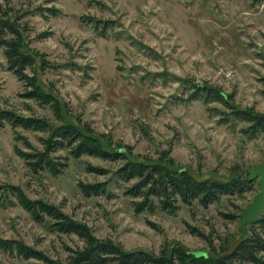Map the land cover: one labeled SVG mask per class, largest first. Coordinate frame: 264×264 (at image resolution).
I'll list each match as a JSON object with an SVG mask.
<instances>
[{
  "label": "rangeland",
  "instance_id": "obj_1",
  "mask_svg": "<svg viewBox=\"0 0 264 264\" xmlns=\"http://www.w3.org/2000/svg\"><path fill=\"white\" fill-rule=\"evenodd\" d=\"M2 20L17 29L8 37L33 56L25 72L42 96H29L32 87L9 68L0 46V111L49 126L0 122V237L55 262L85 246L50 217L36 220L7 190L17 185L29 199L85 224L96 239L167 264H178L177 249L215 256L236 245L243 214L261 189L258 179L247 192L208 206L179 197L170 210L152 197V207L141 209L143 198L127 193L137 179L124 181L117 171L138 161L195 180H229L264 162V132L252 133L229 105L202 94L217 88L236 108L264 115V0H0ZM65 124L124 149L126 158L75 157L66 146L50 152L58 171L34 168L26 154L44 151L49 129ZM97 183L106 191L83 190ZM0 264L46 263L0 248Z\"/></svg>",
  "mask_w": 264,
  "mask_h": 264
},
{
  "label": "trees",
  "instance_id": "obj_2",
  "mask_svg": "<svg viewBox=\"0 0 264 264\" xmlns=\"http://www.w3.org/2000/svg\"><path fill=\"white\" fill-rule=\"evenodd\" d=\"M8 34L17 35V29L10 21H0V46L5 48L4 52L9 62V68L32 87L29 96L40 98L42 95L35 80L25 72L33 63V56L22 49L17 39L8 37ZM202 94L207 99L212 98L226 106L229 105L228 108L231 109L234 119L249 122L252 133L264 132L263 114L236 108L229 103L224 92L214 87L204 88ZM3 119L9 120L14 126L21 125L39 130H44L49 126L42 119L25 117L6 110L0 111V122ZM49 131H51V135L45 140V150L26 154L33 160L29 163L34 168L47 166L53 171H58V163L50 157V152L66 146H71V152L75 157L90 154L103 159L126 158L124 149L112 150L104 147L84 135L73 125L65 124L50 128ZM92 169L104 172V169L99 167H92ZM117 174L119 178L127 182L137 179L128 187L127 193L143 198L138 205L141 209L145 205L152 207V197L158 198L162 207L170 210L175 208L174 203L179 197L185 203L199 199L203 206H208L223 195L243 194L253 186V180H249L246 173L229 180H195L183 175L184 172L172 173L161 166L138 161H128L120 167ZM7 190L18 197L20 203L32 213L36 220L43 221L45 217H50L53 220V226L58 231L80 236L85 240V246L83 249L75 251L74 255L66 262L50 260L41 251L31 248L19 240L0 237V248L17 250L25 258H36L45 261L46 264H167L164 259L155 257L147 251H129L113 241L96 239L85 224L69 218L61 208L54 204L40 199H29L22 188L17 185H8ZM83 190L87 194H101L106 191V187L105 183L89 184L84 185ZM173 258L178 264H264V211L256 223L249 225V235L243 237L241 234L232 249L215 256H210L205 252L191 253L188 250L177 249Z\"/></svg>",
  "mask_w": 264,
  "mask_h": 264
},
{
  "label": "water",
  "instance_id": "obj_3",
  "mask_svg": "<svg viewBox=\"0 0 264 264\" xmlns=\"http://www.w3.org/2000/svg\"><path fill=\"white\" fill-rule=\"evenodd\" d=\"M249 180H259L261 187L253 201L248 205L240 221V231L243 237L249 235V225L254 224L264 211V162L257 164L252 170L246 172Z\"/></svg>",
  "mask_w": 264,
  "mask_h": 264
}]
</instances>
